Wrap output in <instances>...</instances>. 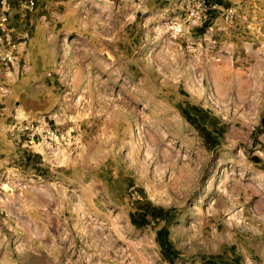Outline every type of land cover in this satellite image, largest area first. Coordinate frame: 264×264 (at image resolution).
Wrapping results in <instances>:
<instances>
[{"label": "rangeland", "instance_id": "374dc122", "mask_svg": "<svg viewBox=\"0 0 264 264\" xmlns=\"http://www.w3.org/2000/svg\"><path fill=\"white\" fill-rule=\"evenodd\" d=\"M210 3L0 0V264H264V38Z\"/></svg>", "mask_w": 264, "mask_h": 264}, {"label": "trees", "instance_id": "16d2710c", "mask_svg": "<svg viewBox=\"0 0 264 264\" xmlns=\"http://www.w3.org/2000/svg\"><path fill=\"white\" fill-rule=\"evenodd\" d=\"M218 1H214L213 3H217ZM207 25V23H205ZM181 114L186 118L188 122H190L200 133V135L204 138V141L208 145H215L225 132V124H221L220 127H217L218 118L214 115H211L208 110L197 106L191 105L184 106L180 108ZM150 215L153 219L164 220L166 224L162 226L157 231V239L161 247V252L163 257L172 263V257H175L177 254V250L174 248L170 240L168 239V220L166 217L167 210L163 207L158 206H150ZM149 212L145 210L141 213L142 220H146ZM132 222L137 224V220L132 218ZM204 264H246L240 255L237 254H229L228 250H224L218 254L205 257Z\"/></svg>", "mask_w": 264, "mask_h": 264}, {"label": "crops", "instance_id": "0c3cea01", "mask_svg": "<svg viewBox=\"0 0 264 264\" xmlns=\"http://www.w3.org/2000/svg\"><path fill=\"white\" fill-rule=\"evenodd\" d=\"M216 0H211L213 3ZM216 5L218 8L222 6L233 7L236 9L237 15L239 16L240 22L243 26H249L250 29L247 32L243 31L247 38L253 40H259L264 38V34L258 31L257 25H264V0H217ZM245 37V36H243ZM245 45L246 52L243 56H239L238 59L241 61H248L249 59L256 57L255 54L260 55V49L255 48L250 42ZM229 61V60H228ZM243 66V63L241 64Z\"/></svg>", "mask_w": 264, "mask_h": 264}, {"label": "built area", "instance_id": "2783aa9c", "mask_svg": "<svg viewBox=\"0 0 264 264\" xmlns=\"http://www.w3.org/2000/svg\"><path fill=\"white\" fill-rule=\"evenodd\" d=\"M215 6H216V3H210V7H215ZM4 20H5V16L0 18V26L3 24ZM1 41H2V37L0 35V42ZM14 46H15V44H12V47L10 46L11 48H9L5 52H3L1 59L3 60L4 64H9L13 60L14 56H13L12 51H13ZM47 132L51 135L56 136V137L58 136V133L55 132L54 129H51L49 127H47Z\"/></svg>", "mask_w": 264, "mask_h": 264}]
</instances>
